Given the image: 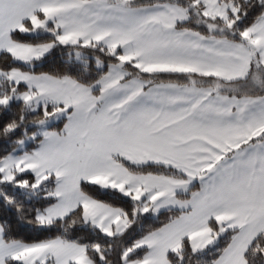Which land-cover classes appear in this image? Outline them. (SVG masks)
Returning a JSON list of instances; mask_svg holds the SVG:
<instances>
[{
    "label": "snow or ice",
    "instance_id": "1",
    "mask_svg": "<svg viewBox=\"0 0 264 264\" xmlns=\"http://www.w3.org/2000/svg\"><path fill=\"white\" fill-rule=\"evenodd\" d=\"M0 264H264V0H0Z\"/></svg>",
    "mask_w": 264,
    "mask_h": 264
}]
</instances>
